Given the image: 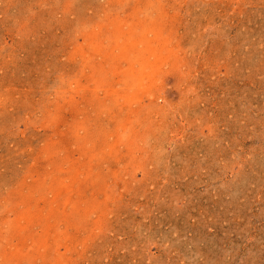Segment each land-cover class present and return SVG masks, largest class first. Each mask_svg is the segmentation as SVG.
<instances>
[{
	"label": "rangeland",
	"instance_id": "rangeland-1",
	"mask_svg": "<svg viewBox=\"0 0 264 264\" xmlns=\"http://www.w3.org/2000/svg\"><path fill=\"white\" fill-rule=\"evenodd\" d=\"M0 264H264V0H0Z\"/></svg>",
	"mask_w": 264,
	"mask_h": 264
}]
</instances>
